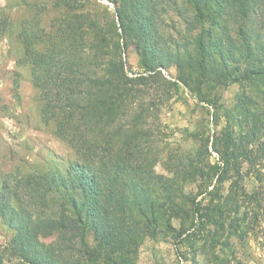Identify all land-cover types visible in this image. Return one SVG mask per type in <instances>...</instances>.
Listing matches in <instances>:
<instances>
[{
	"label": "trees",
	"instance_id": "obj_1",
	"mask_svg": "<svg viewBox=\"0 0 264 264\" xmlns=\"http://www.w3.org/2000/svg\"><path fill=\"white\" fill-rule=\"evenodd\" d=\"M184 1L199 23V32L192 34L200 55L196 67L220 87L238 86L233 96L224 99L214 93L208 99L210 104L221 101L229 113V124L212 138L217 159L207 145L197 153L202 164L195 165L192 155H183L188 160L182 165L185 178L198 181L196 196L185 212L193 220L186 235L199 243L191 248L190 264H250L249 253L241 259L238 243L252 235L264 253V0ZM114 6L121 34L130 32L134 25H124L128 1H115ZM231 20L243 33L239 43L227 32ZM70 24L74 32L77 26ZM136 27L141 38L134 44L145 68L140 71L132 70L127 56H119V51L120 55L126 52V44L114 41L111 45L102 39L100 43L98 35L78 45L83 47L81 52L74 42H68L71 48L63 46L61 58L47 55L44 59L48 67L43 78L50 86L43 116L52 117L58 136L73 149L75 160L67 177L61 176L67 196L60 195L54 209L39 214L35 223L28 214L19 219L21 229L5 250L20 264H134L139 243L157 216L167 210L171 217H179L172 188L176 171L171 177L157 174L158 157L150 148L157 145L164 127L148 125L145 119L154 108L157 91L167 86L156 67L167 66L169 55L152 57L159 64L152 67L149 59L155 50L149 51V34L143 26ZM214 27L223 28L224 33L215 37ZM207 37H214V42ZM107 44L109 51L105 52L102 47ZM213 50L220 63L226 52H236L243 57L244 67L223 68L217 61L208 64ZM107 53L112 58L104 60L102 54ZM100 64L102 74L92 69ZM33 66L32 78L38 83L37 65ZM169 76L172 80L168 82L177 90L184 85L180 74ZM251 178L254 183L248 187L245 183ZM224 181H229L225 188ZM47 190L39 189L46 208L52 204ZM158 197H164L163 204L157 202ZM205 197L208 204L201 201Z\"/></svg>",
	"mask_w": 264,
	"mask_h": 264
},
{
	"label": "rangeland",
	"instance_id": "obj_2",
	"mask_svg": "<svg viewBox=\"0 0 264 264\" xmlns=\"http://www.w3.org/2000/svg\"><path fill=\"white\" fill-rule=\"evenodd\" d=\"M115 1L123 3V0H0V254L3 264H20L5 250L21 229L19 219L28 214L35 223L39 214L54 209V201L59 202L60 195L67 196L68 189L61 176L67 177L69 166L75 160L73 149L58 136L50 120L52 117L43 116L44 97L48 91L43 78L48 67L44 59L47 55L61 58L63 46L69 47L68 42L78 46L98 35L99 42L102 39L111 45L114 41L126 44V52L120 55L119 51V56L123 59L127 56L132 70L140 71L145 68L134 44L141 38L135 33L137 25L143 26L149 34L152 45L149 51L155 50L149 59L152 67L159 65L152 57L169 55L167 66L156 67L167 86L160 88L155 98L153 96L154 108L145 119L148 125L164 127L157 145L150 148L158 157L154 165L157 174L171 177L172 171H176L172 188H175L173 199L179 217H171L167 210L162 217L157 216V222L139 243L134 264H190L191 248L199 244L194 236L186 235L193 220L185 212L191 198L196 196L198 181L185 178L182 165L188 160L183 155H192L195 165L202 164L197 153L207 145L217 159L211 147L212 138L229 124V113L221 101L210 104L208 99L214 93L222 94L224 99L233 96L238 86L220 87L196 67L200 55L192 34L199 30V23L193 17L192 7L184 0H126L129 16L124 25L134 26L123 34L114 9ZM139 1H142L140 9ZM71 21L77 26L74 32ZM222 25L225 28V23ZM223 28L214 27L213 35H222ZM227 30L239 43L243 33L238 32L237 23L231 20ZM214 39L207 37L210 43ZM106 46L102 47L105 52L109 51V44ZM82 48L78 46L77 50L81 52ZM85 53L90 54L91 50L85 47ZM209 56L208 64L217 61L223 68L244 67L245 64L236 52H226L221 63L214 50ZM102 58L107 60L112 56L107 53L102 54ZM34 64L40 78L38 83L32 78ZM102 68L100 64L92 69L102 74ZM167 72L174 78L179 74L184 78L179 90L168 82L172 78ZM146 101L149 100L146 98ZM234 112L238 114V110ZM52 177H55L54 182ZM253 183L251 178L245 184L249 187ZM228 184L229 181L222 183L224 188ZM41 186L48 189L47 198L52 199L48 208L40 197ZM143 194L153 198V194ZM159 194L162 196L161 191ZM201 201L208 204V197ZM157 202L163 204L164 197H158ZM178 234H181V241L176 245ZM238 244L240 253L243 252L241 259L247 258L245 253H249L248 263L264 264V253L252 235Z\"/></svg>",
	"mask_w": 264,
	"mask_h": 264
}]
</instances>
